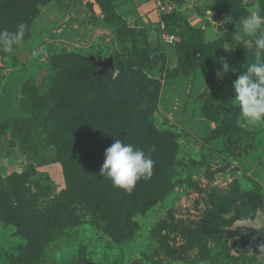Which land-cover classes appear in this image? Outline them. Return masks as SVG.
<instances>
[{"label": "rangeland", "instance_id": "1", "mask_svg": "<svg viewBox=\"0 0 264 264\" xmlns=\"http://www.w3.org/2000/svg\"><path fill=\"white\" fill-rule=\"evenodd\" d=\"M28 2L0 0L2 31L14 33L13 20L23 17L19 11ZM182 2L179 13L186 21L178 22V42L196 38L193 30H198L206 41L219 37L238 40L244 49L252 51L250 57H255L252 38L243 34L240 22L250 12L264 14V0ZM37 6V12L35 4L25 9V17L19 22L27 25L24 43L12 52L0 48V264H264V259L257 261L256 255L249 252L259 254V247L264 245V227L235 226L264 213V125L253 127L243 120L239 104L234 101L235 79L230 84L227 78L217 79L215 75V81L225 90L208 110L201 99L208 88L204 81L207 67L199 68L196 74L173 77V71L182 70L168 47L161 48L159 43L163 21L152 12L156 8L154 0L114 2L118 15L133 31L128 42H123L129 45L120 42L122 26L107 16L98 0H48ZM218 13L221 17L214 19ZM7 39L14 41L15 37ZM146 41L158 50L142 61L161 58L153 71L145 70L157 83L142 103L144 132L135 134L130 130L125 138L146 152L157 146L152 143L153 137L161 150L169 148L165 161L159 160L156 150L151 153L160 166L164 184L153 186L159 199L145 201L141 213L126 217L128 213L122 207L113 209L112 204L103 207L100 215L95 203L105 194L108 180L100 176V170L106 149L116 139L114 133L95 135L97 144L92 148L89 144L82 146L81 141L76 143L78 146L80 142L77 148H66L61 134L73 130L58 127L54 117L50 123L41 113L44 107L35 105L32 99L26 104L23 95L33 84H42L40 90L45 92L56 82L57 76L52 74L54 56L73 54L88 61L92 57L113 58L116 78L128 61L134 65L130 58L136 62L131 46L136 43L141 49ZM194 43V57L200 59V44ZM245 56H240L242 61ZM217 69L214 65L213 71ZM134 86L145 88L146 84ZM158 87L160 92L156 93ZM130 90L141 93L138 88ZM137 97L133 94L130 100L135 103ZM46 106L45 113L50 108ZM219 108L224 112L213 115ZM233 114L237 115L235 129L226 125ZM19 175L27 176L26 180H13ZM68 181L79 185L71 191ZM13 183L31 192V208L24 206L25 199L16 197V191L7 197L14 190ZM10 204L15 210L5 208ZM55 206L53 212H66L67 216L51 212L59 220L54 228L39 227L41 221L35 225L37 231L26 230L30 209L41 210L45 219L50 215L44 211ZM18 207L20 216L16 221L11 214ZM17 228L23 234L17 233ZM32 239L37 243L34 252L30 248Z\"/></svg>", "mask_w": 264, "mask_h": 264}, {"label": "trees", "instance_id": "2", "mask_svg": "<svg viewBox=\"0 0 264 264\" xmlns=\"http://www.w3.org/2000/svg\"><path fill=\"white\" fill-rule=\"evenodd\" d=\"M115 1L116 0H98L107 16L114 20V22L118 23V25L122 26V29L119 33V40L122 44H124L123 42H125L126 40L128 42L131 30L128 28L122 17L118 15L117 10L114 6ZM175 1L179 5V10L169 15H162L161 18L165 23L166 32L177 35L180 34L178 33L179 31H177V29H180V24L178 22L181 21V19H184L186 21V17L182 13H179L180 8L183 4L182 0ZM36 2L42 5L48 2V0H29L27 5L23 7V11H19V13H21L23 17H25V9H27L32 4H35L36 8ZM35 11L37 12V8ZM23 17L13 20L14 23L11 28L12 31L15 32L17 25H19V22ZM28 24V29H30V21L28 22ZM0 31H2V28H0ZM193 32L196 33V38L187 37L185 39H181L179 42L176 39L174 44H168L163 38L164 30H159V43L161 44V48H166L165 46H167L168 52L178 60V65L180 67V70L182 71H173V77L179 76L181 74H196L199 72V68L207 67V74L204 81L206 83V86L208 85V88H205L204 92L202 93L201 99L206 101L209 110L210 107L213 106V103L220 97L222 91L225 90V87H221L215 81L216 71H213L214 65H216L218 69H220L219 61L221 59H226L228 61L230 67L236 70L235 72H229L225 76V78H227V82L232 84V80H236L238 78V76H235L234 73L244 71V69H241L242 67L245 68L244 64L249 65L253 63L255 61V57L251 58L250 56H253L251 54L252 51H247L246 49H244L243 44L238 40L219 37L218 39L213 41H206L203 38V34L201 31L193 30ZM27 35L28 33H25V37ZM133 36H135V34ZM127 42L124 45H129L127 44ZM194 42H198L200 44L201 49H197L198 52L201 53L200 59H196L194 57L196 53V49L195 47H193V44L196 46V43ZM228 45L229 48L227 51L223 49ZM131 50L133 52V56H135L136 58V62H133V60L130 58L134 65H132L131 62L128 61L121 67L122 71L116 78H114V73L112 70L109 71L106 76L99 77V75L96 74L98 69L93 66L92 62L88 61L84 57L75 56L73 54H65L64 56L59 55L60 57L54 56L52 62L53 70L56 74H52L53 76H57L54 77L56 82L51 84L50 87L47 86L45 92H41L40 90L42 84H33L34 86H28V90H30V92H26V94L23 95V101L25 100L27 104L31 103L32 99L35 105H42L44 107L41 113L47 115V119L50 123L52 121V118L54 117L53 122L56 123L58 127L65 126L66 130L67 127L73 130H69L67 131V133L61 134V141L65 144L64 146L66 148H77L80 143L79 142L77 146L76 143L78 141L82 142V146L87 147L89 144L90 148H92L93 145L97 144L95 138L98 137V134L100 133V135H103V132L106 131H111L112 133H114L116 139H121L125 143L131 144V140L125 138L126 136H128L127 131L131 130L133 133L135 132V134L144 132V128L141 124V121L144 118L142 114V111L144 110L142 103L147 101L146 98L150 95L148 93L150 87H152L153 84L157 83L156 81H153L154 79L152 80L145 73V70L149 73L161 63V58L159 56H155L153 59L147 61L145 59V62L142 61L145 56L148 57L150 54H152V52L158 50V47L150 45L148 41L145 42V47L141 49L137 46L136 43H134L131 46ZM243 55L246 56L242 61L240 56ZM195 60L198 62L195 63ZM140 62L141 64H143V66L140 64ZM134 83L146 84V86L145 88L142 86H134ZM225 84L228 85L227 83ZM131 88H138L141 93H133L130 90ZM159 90L160 89L158 87L157 90H155L156 93L160 92ZM31 91H33V93H31ZM133 94L135 97L138 96V101L136 100L137 102L135 103L132 102V99L130 100ZM46 105H49L50 107L47 113H45V109H48ZM155 106L156 105H154V107ZM216 112H224V110H221L219 108L213 113V115H217ZM236 117V114L231 115L229 117L230 121H226V125H230L232 129H235ZM134 122L140 123L133 125L132 123ZM95 132L98 133L95 134ZM93 134L94 136L91 139H88V136ZM149 140L150 138L147 137V141ZM154 142H156L155 144L157 145L155 146V152H157L156 155L161 156V158L159 157V160H167V149L169 150V148L161 150L160 144H158L155 137H153L152 140L153 144ZM155 164L156 166L153 169L152 176L147 180L139 181L131 192L117 189L113 187L111 181L105 180V194L100 200H98V203H95L96 213L102 215V208L108 205L112 206L113 204V209L122 207L128 213L126 215V217H128L130 213L135 214L136 212H143L141 208L144 206L145 201H149L152 199L158 200L159 195L155 193V191L153 190V186L162 187V184H164V180H161L162 178L160 179V166L157 163ZM19 177H23L26 180L27 176H14L13 180ZM68 184L72 187L71 191L79 185V183L77 182L70 183L69 181ZM98 185L101 184L98 183ZM12 186L14 190L11 192V195H8L7 197H12V193L16 191V197L19 200L21 199L20 197H22V199H25L26 202L24 204L26 205L24 206H27V209L28 207L31 208V205L34 204L31 192L22 189L20 184V188L19 186H16L15 183H13ZM166 186L167 185H165V187ZM1 200L0 208L2 209L3 205L1 202L3 200ZM8 207L12 209V211L15 210V208H13L14 205L12 204L5 208L8 209ZM54 209H56V206L44 211L50 215L45 219H42L40 215L41 210L34 211L30 209L27 215L29 218L26 217L25 220L27 226L26 230H30L32 232L37 231V227H35V225L37 223H40L41 221L43 222L39 227L54 228L53 225H56V221L59 220L53 218L52 213L59 216H67L66 212L65 214L53 212L52 210ZM19 212L20 210L18 207V211L16 213H10L11 215H13L12 217L15 218L16 221L18 220L17 215L20 216ZM2 220L8 222L6 218H3ZM230 220L231 219H228L227 222H225L228 224ZM22 232L23 231L17 228V233L23 234ZM30 242V246H32L30 247L31 251L34 252V247H36L37 243L33 241V239L30 240Z\"/></svg>", "mask_w": 264, "mask_h": 264}, {"label": "clouds", "instance_id": "3", "mask_svg": "<svg viewBox=\"0 0 264 264\" xmlns=\"http://www.w3.org/2000/svg\"><path fill=\"white\" fill-rule=\"evenodd\" d=\"M240 25L243 34L252 38L250 42L254 45L255 61L249 64L246 70L241 71L233 82L234 101L239 104L243 120L250 126L259 127L264 125V14L250 12L242 19ZM26 30L27 25L21 23L17 25L14 33L0 31V48L5 52L14 51L24 43ZM13 35L14 41L7 39ZM228 48L229 45L223 49L227 51ZM219 64L220 69L215 72L217 79H223L229 72L236 71L226 59H221ZM155 150L153 146L146 152L121 139H114L105 151L100 176L111 181L113 187L131 192L139 181L152 176L155 162L151 153ZM249 252L256 255L257 261L264 259V245L259 247V254L251 250Z\"/></svg>", "mask_w": 264, "mask_h": 264}, {"label": "water", "instance_id": "4", "mask_svg": "<svg viewBox=\"0 0 264 264\" xmlns=\"http://www.w3.org/2000/svg\"><path fill=\"white\" fill-rule=\"evenodd\" d=\"M221 17V14L218 13L214 16V19H219ZM90 61L92 64L99 68V71L96 73L99 75V77H104L107 75V73L114 69V60L113 58L108 59H96L95 57L90 58ZM236 227H245V228H253V229H259L264 227V213L259 212L257 219L255 220H246L242 222H238L235 224Z\"/></svg>", "mask_w": 264, "mask_h": 264}, {"label": "built area", "instance_id": "5", "mask_svg": "<svg viewBox=\"0 0 264 264\" xmlns=\"http://www.w3.org/2000/svg\"><path fill=\"white\" fill-rule=\"evenodd\" d=\"M154 3L156 6V10L160 16L169 15L179 10V5L175 0H154ZM162 27V31L164 30L163 38L165 42L168 44H174L176 41V36L174 34L166 32L164 22H162Z\"/></svg>", "mask_w": 264, "mask_h": 264}, {"label": "crops", "instance_id": "6", "mask_svg": "<svg viewBox=\"0 0 264 264\" xmlns=\"http://www.w3.org/2000/svg\"><path fill=\"white\" fill-rule=\"evenodd\" d=\"M155 7H156V6H155ZM155 7H154V8H155ZM139 12H140V11H139ZM139 12L137 13V15H139ZM152 12H153V14H154V12L158 13L157 10H156V8H155V11H152ZM144 18H145V17H144ZM158 20H159V19H158Z\"/></svg>", "mask_w": 264, "mask_h": 264}]
</instances>
